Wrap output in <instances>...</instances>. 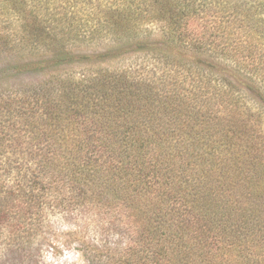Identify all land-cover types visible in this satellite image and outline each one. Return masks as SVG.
<instances>
[{
  "label": "trees",
  "instance_id": "obj_1",
  "mask_svg": "<svg viewBox=\"0 0 264 264\" xmlns=\"http://www.w3.org/2000/svg\"><path fill=\"white\" fill-rule=\"evenodd\" d=\"M56 212L88 264H264V0H0V261Z\"/></svg>",
  "mask_w": 264,
  "mask_h": 264
},
{
  "label": "rangeland",
  "instance_id": "obj_2",
  "mask_svg": "<svg viewBox=\"0 0 264 264\" xmlns=\"http://www.w3.org/2000/svg\"><path fill=\"white\" fill-rule=\"evenodd\" d=\"M84 227L75 216L50 214L36 233L27 264H88L80 252ZM0 264L18 263L14 256H2Z\"/></svg>",
  "mask_w": 264,
  "mask_h": 264
}]
</instances>
